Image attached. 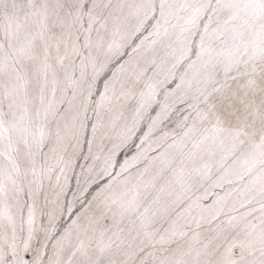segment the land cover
<instances>
[{
    "label": "snow or ice",
    "instance_id": "1",
    "mask_svg": "<svg viewBox=\"0 0 264 264\" xmlns=\"http://www.w3.org/2000/svg\"><path fill=\"white\" fill-rule=\"evenodd\" d=\"M0 264H264V0H0Z\"/></svg>",
    "mask_w": 264,
    "mask_h": 264
}]
</instances>
